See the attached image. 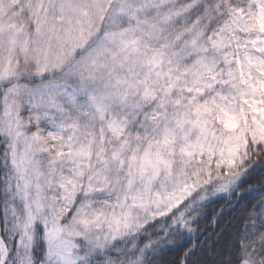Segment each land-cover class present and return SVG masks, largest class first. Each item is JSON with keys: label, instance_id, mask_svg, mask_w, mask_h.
<instances>
[{"label": "snow or ice", "instance_id": "obj_1", "mask_svg": "<svg viewBox=\"0 0 264 264\" xmlns=\"http://www.w3.org/2000/svg\"><path fill=\"white\" fill-rule=\"evenodd\" d=\"M0 264H264V0H0Z\"/></svg>", "mask_w": 264, "mask_h": 264}]
</instances>
